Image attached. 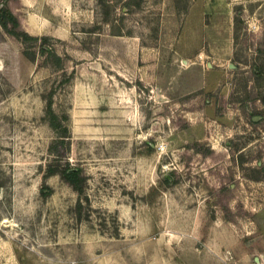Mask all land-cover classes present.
Returning <instances> with one entry per match:
<instances>
[{
	"label": "rangeland",
	"instance_id": "rangeland-1",
	"mask_svg": "<svg viewBox=\"0 0 264 264\" xmlns=\"http://www.w3.org/2000/svg\"><path fill=\"white\" fill-rule=\"evenodd\" d=\"M2 3L60 60L0 25V264H264V0Z\"/></svg>",
	"mask_w": 264,
	"mask_h": 264
},
{
	"label": "trees",
	"instance_id": "trees-1",
	"mask_svg": "<svg viewBox=\"0 0 264 264\" xmlns=\"http://www.w3.org/2000/svg\"><path fill=\"white\" fill-rule=\"evenodd\" d=\"M0 25L4 28V30L10 34L11 36L17 38L23 43L27 44L31 41H39L38 52L25 49L24 54L31 60L35 61L37 59V54H44L46 58L52 57L54 61L58 62L60 60V56L55 55L52 51L51 46H49L46 41L48 40L47 36L39 37L33 36L29 34L22 28V23L19 15L15 13L7 4L0 9ZM259 67H254L253 73L257 75L260 73ZM73 75V71L69 73L64 82L69 81L70 77ZM53 91L50 90L49 93L44 95L46 100L45 107V115L44 119L48 121L51 128L57 131V138L52 141L50 146V154L51 159L48 161L45 171V180L51 177L52 175H59L68 184L73 190H75L78 194H82L85 190L87 177L83 174L82 170L79 168H73L70 166L68 161L61 162V152L59 151L60 146H64L66 144L65 137L68 134V128L66 125H63L61 119H66V115L59 116L54 108H53V99H52ZM196 144V143H195ZM165 183H169V179L164 178ZM44 196H47L51 193V190L46 193L44 189H42ZM85 200H88L85 197ZM81 200L76 203V210L80 215L81 210Z\"/></svg>",
	"mask_w": 264,
	"mask_h": 264
},
{
	"label": "crops",
	"instance_id": "crops-1",
	"mask_svg": "<svg viewBox=\"0 0 264 264\" xmlns=\"http://www.w3.org/2000/svg\"><path fill=\"white\" fill-rule=\"evenodd\" d=\"M173 30H175L174 28H173ZM167 42H169V43H167L166 45H163V50L164 51H166V52H168L169 54H171L170 53V51L171 50H173L174 49V51H175V45H176V43L178 42V40H179V32H178V30H175L173 33L171 32V34L169 35V38H167ZM199 40V39H198ZM204 39L202 38V41H201V45H200V43H199V45H197V47H196V49L194 50V52H196V51H200L199 49H201V47H202V45H203V43H204ZM165 42V41H164ZM169 46H170V48H169ZM161 47V46H160ZM165 54H167V53H165ZM168 55V54H167ZM195 54H193V56H194ZM193 56H191V55H186V54H183L182 52L180 53V54H178L177 52H174L173 54H172V57L170 58V61H168V62H163V60H158V59H156V62H155V64L156 65H159V63H164V64H166V65H174L175 64V62L177 61V60H183L184 62H186V60L185 59H190L191 57H193ZM167 60V57H166V59L164 60V61H166ZM183 62V63H184ZM188 67L186 66L183 70H186ZM180 72H183V71H180ZM179 72V73H180ZM178 73V74H179ZM179 83H182V82H179ZM190 134L193 136V135H195V134H197L196 135V139H198V138H200L201 136H200V132L195 128V129H193V128H191L190 129Z\"/></svg>",
	"mask_w": 264,
	"mask_h": 264
},
{
	"label": "flooded vegetation",
	"instance_id": "flooded-vegetation-1",
	"mask_svg": "<svg viewBox=\"0 0 264 264\" xmlns=\"http://www.w3.org/2000/svg\"><path fill=\"white\" fill-rule=\"evenodd\" d=\"M261 120H263V115H261L259 112H256V114L254 113L250 115L251 123L257 124V123H260Z\"/></svg>",
	"mask_w": 264,
	"mask_h": 264
},
{
	"label": "water",
	"instance_id": "water-1",
	"mask_svg": "<svg viewBox=\"0 0 264 264\" xmlns=\"http://www.w3.org/2000/svg\"><path fill=\"white\" fill-rule=\"evenodd\" d=\"M4 6V3L0 4V8Z\"/></svg>",
	"mask_w": 264,
	"mask_h": 264
}]
</instances>
